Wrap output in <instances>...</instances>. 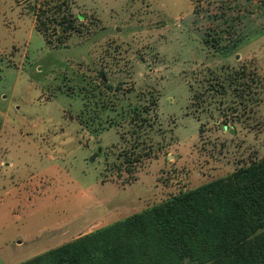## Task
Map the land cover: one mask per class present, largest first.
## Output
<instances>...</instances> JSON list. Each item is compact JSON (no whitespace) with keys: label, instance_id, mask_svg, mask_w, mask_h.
<instances>
[{"label":"rangeland","instance_id":"1","mask_svg":"<svg viewBox=\"0 0 264 264\" xmlns=\"http://www.w3.org/2000/svg\"><path fill=\"white\" fill-rule=\"evenodd\" d=\"M262 160L264 0H0V264Z\"/></svg>","mask_w":264,"mask_h":264},{"label":"trees","instance_id":"2","mask_svg":"<svg viewBox=\"0 0 264 264\" xmlns=\"http://www.w3.org/2000/svg\"><path fill=\"white\" fill-rule=\"evenodd\" d=\"M52 7L38 12L40 33L78 31L65 2ZM25 264H264V160Z\"/></svg>","mask_w":264,"mask_h":264}]
</instances>
